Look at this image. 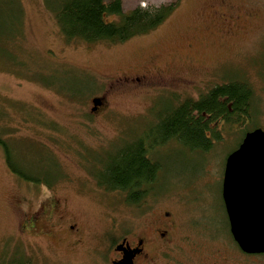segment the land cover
I'll list each match as a JSON object with an SVG mask.
<instances>
[{
    "label": "rangeland",
    "instance_id": "obj_1",
    "mask_svg": "<svg viewBox=\"0 0 264 264\" xmlns=\"http://www.w3.org/2000/svg\"><path fill=\"white\" fill-rule=\"evenodd\" d=\"M177 2L174 14L148 35L87 44L62 35L46 0H0V133L12 141L28 174L43 183L61 179L53 196L62 203L50 219L53 234L44 223L26 226L52 192L13 175L0 147V264L13 257L31 264L105 263L122 228L103 234L104 217L151 219L144 206L100 190L91 174L146 138L170 104L197 100L234 80L253 91L245 129L222 128L208 152L169 142L153 155L162 168L156 212L175 207L188 242L175 252L187 264H200L190 252V234L230 240L222 197L226 159L246 132L264 130V0H122L124 12ZM215 11L240 19L225 21ZM145 69L164 70L173 85L135 79ZM95 98L103 106L92 113ZM73 224L83 229L81 244L73 243Z\"/></svg>",
    "mask_w": 264,
    "mask_h": 264
},
{
    "label": "trees",
    "instance_id": "obj_2",
    "mask_svg": "<svg viewBox=\"0 0 264 264\" xmlns=\"http://www.w3.org/2000/svg\"><path fill=\"white\" fill-rule=\"evenodd\" d=\"M46 6L55 15L68 41L122 44L159 28L174 14L178 2L159 7L139 6L129 12H124L122 0L109 3L104 0H46ZM252 98L250 86L232 80L216 84L197 100L185 98L177 106L170 104L163 120L146 138L117 155L104 170L91 175L107 192L124 195L129 206H140L150 191L148 187L159 181L162 168L153 159L159 146L177 142L192 150L208 152L220 141L222 128L225 131L237 126L247 127L252 117ZM11 142L0 133V147L10 172L25 183L55 189V183L61 179L43 183L35 174H28ZM13 258L1 264H31L24 258Z\"/></svg>",
    "mask_w": 264,
    "mask_h": 264
},
{
    "label": "flooded vegetation",
    "instance_id": "obj_3",
    "mask_svg": "<svg viewBox=\"0 0 264 264\" xmlns=\"http://www.w3.org/2000/svg\"><path fill=\"white\" fill-rule=\"evenodd\" d=\"M215 12L217 15L221 14L220 17L225 21L233 22L234 20L240 19L233 15H226L225 12ZM154 72V70L145 69L141 76L135 79L138 81L143 80L145 83H148L151 79H155L165 84H172V80L165 76L166 72L164 70H157L156 73ZM154 161H156V159H154ZM157 186L156 184L148 187L150 191L144 196L140 204V206H144L146 209L144 212L147 218L151 219L150 222L132 223L131 221H122L120 217H113L112 220L109 216L104 217L107 220L105 222L107 226L103 229V234H107L109 231L116 233V230H118V234L121 228L122 230L121 234H118L120 236L118 240L121 238L120 242L110 244L111 247L107 250L108 257L105 258L106 262L104 260L105 263L103 264L119 263L123 261L125 253H132L133 264H187V260L175 252L177 246H183V240L185 239V237H181V235H183L181 234V229L183 228L180 219L182 218L176 214L175 207H164L161 211L156 212V208L161 203V200L156 199L155 191ZM99 189L101 190L104 188L99 187ZM50 191L52 192L50 202H42L39 208L32 214L29 225L26 226H31V228L35 229L38 224L44 223L48 227L45 231L53 234L55 226L50 224V219L55 213L61 211L62 203L53 196L57 191L56 187L55 189H50ZM153 202H155L154 205H152ZM150 207L151 210L148 211ZM227 221L230 238L227 243L225 242L227 240L225 238L223 239L217 236L203 237L198 232L195 234L201 237L195 238L192 236L193 234L191 235L189 233L194 239L192 242L193 247L190 249L192 256L194 258L200 257V264H264V253H247L238 246L231 234L228 216ZM69 229L73 237V243L81 244V236L84 233L83 229L76 224L70 225ZM84 230L86 229L84 228ZM187 231L195 232L189 229L186 230V232ZM109 235H112V233ZM118 246L122 247L118 249ZM167 257H172V260H169Z\"/></svg>",
    "mask_w": 264,
    "mask_h": 264
},
{
    "label": "water",
    "instance_id": "obj_4",
    "mask_svg": "<svg viewBox=\"0 0 264 264\" xmlns=\"http://www.w3.org/2000/svg\"><path fill=\"white\" fill-rule=\"evenodd\" d=\"M92 104L96 113L103 100L95 98ZM222 197L235 242L244 252L264 253V130L246 133L227 157ZM132 258V253H125L123 261L115 264H133Z\"/></svg>",
    "mask_w": 264,
    "mask_h": 264
}]
</instances>
